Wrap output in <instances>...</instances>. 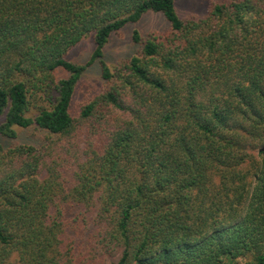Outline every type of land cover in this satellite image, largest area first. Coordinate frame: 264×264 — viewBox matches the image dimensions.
<instances>
[{"label": "trees", "instance_id": "16d2710c", "mask_svg": "<svg viewBox=\"0 0 264 264\" xmlns=\"http://www.w3.org/2000/svg\"><path fill=\"white\" fill-rule=\"evenodd\" d=\"M148 12L170 30L136 32V54L108 65L111 35ZM91 36V58L70 61ZM96 62L99 93L74 115ZM4 115L0 264H99L98 249L115 264H264V0L204 20L175 0H0ZM15 128L59 138L17 144Z\"/></svg>", "mask_w": 264, "mask_h": 264}, {"label": "rangeland", "instance_id": "374dc122", "mask_svg": "<svg viewBox=\"0 0 264 264\" xmlns=\"http://www.w3.org/2000/svg\"><path fill=\"white\" fill-rule=\"evenodd\" d=\"M230 0H175V8L178 17L181 20L195 19L204 20L208 16L209 8L212 5H217ZM170 30V24L163 14L148 12L142 19L135 24L126 25L118 33L111 35L109 42L104 48V61L108 65H114L122 60L130 59L137 52V44L134 42V35L138 32L141 37L147 38L148 34L157 33L162 34ZM93 38L88 37L84 39L78 46H76L69 54L68 58L70 61L77 64H85L92 56L94 51ZM100 64L96 62L90 68L87 69L86 74L83 77V82L81 90L77 93L74 104H73V114L78 115L81 110V104L91 99L96 92L100 80ZM101 89V88H100ZM107 118L115 116L114 113H106ZM6 120L5 115L0 117V124L4 123ZM20 134V138L16 141L17 144H32L36 142H48L49 140H58L57 136H49L48 133L42 131H35L32 128L28 130H23L20 128H15ZM90 129H85V133L88 134ZM0 141L4 144L13 145V142L3 138L0 135ZM83 146V144L81 143ZM55 151V149H54ZM71 172L68 173V177H71ZM78 210L71 212L68 218H73L76 216ZM89 233L85 234V239L87 240ZM112 253V251H111ZM109 253L103 254L99 249L97 253V260H101L99 264H115L118 261L119 255H108Z\"/></svg>", "mask_w": 264, "mask_h": 264}]
</instances>
